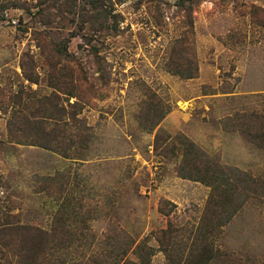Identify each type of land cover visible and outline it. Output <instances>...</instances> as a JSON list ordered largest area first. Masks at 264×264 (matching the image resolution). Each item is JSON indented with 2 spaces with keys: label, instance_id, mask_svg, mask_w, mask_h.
I'll return each mask as SVG.
<instances>
[{
  "label": "rangeland",
  "instance_id": "obj_1",
  "mask_svg": "<svg viewBox=\"0 0 264 264\" xmlns=\"http://www.w3.org/2000/svg\"><path fill=\"white\" fill-rule=\"evenodd\" d=\"M114 1L117 32L94 33L63 7L44 25L36 1L0 0V221L44 232L33 264H176L193 248L208 249L203 264H264V0ZM42 41H68L92 85L85 161L7 143L11 96L52 92L19 68ZM146 107L159 113L145 120ZM191 144L218 195L181 178ZM14 254L0 246V264Z\"/></svg>",
  "mask_w": 264,
  "mask_h": 264
},
{
  "label": "trees",
  "instance_id": "obj_2",
  "mask_svg": "<svg viewBox=\"0 0 264 264\" xmlns=\"http://www.w3.org/2000/svg\"><path fill=\"white\" fill-rule=\"evenodd\" d=\"M33 1H36L34 8L37 9L34 16L44 25L49 24L51 17L55 15L51 11L59 10L62 7L65 13L73 16L77 28L81 29L87 24L94 33L112 30L117 32V25L122 21V16L116 12L117 3L114 0ZM186 1L188 0H179V6H184ZM12 6L20 7L18 4ZM59 12L60 14L64 13L62 9ZM34 34L39 36L36 32ZM38 39L39 37L36 38V40ZM87 44L89 45L90 42L87 41ZM37 47L39 49L37 59L31 56L23 57L19 61L22 78L31 85H38V71L41 70L47 74L48 87L52 92L31 101L26 100L21 94L22 92L11 96L13 108L11 117L6 124L7 143L39 148L68 160L85 161L88 155L85 154L88 150L87 144L92 136L90 129L81 124L82 121L78 119V115L83 104L87 102V98L84 97V95L86 96L85 92L92 91V85L88 84L85 77L81 78L82 80L77 78L84 75V72L80 63L68 52V41H42L37 43ZM93 54H95L94 51ZM192 78L194 77L189 76L184 79ZM71 100H73L72 103ZM143 110L145 120L151 114L159 113L158 110L153 112L151 107H146ZM163 118H165L164 114L161 113L157 122L150 125L148 130L153 132ZM261 132L257 138L264 140V131ZM161 136L160 133H157L156 144ZM155 147L158 148V146ZM192 147L193 144L189 146L188 153L183 154L180 167L181 178L207 184L218 195L221 190L219 174H215L208 167L206 170L203 168L201 170L197 166L198 164L196 165V158L189 160L188 155L194 149ZM195 153L197 156L198 152ZM45 189L46 187L41 186L37 193H45ZM159 211L164 214L162 209ZM7 217L0 221V246L7 248L10 252H14L15 249L14 256L17 257L15 264H33L35 253H41L40 247L45 245L47 237L38 228L29 229L24 226L12 225L9 216ZM55 226L57 225L55 224ZM39 233H43L42 236ZM54 244H57V241ZM189 251L185 258L181 255L177 260L173 259V262L176 264H203L210 259L206 248L199 250L193 248ZM146 259L148 258L144 257V260ZM119 262L122 261L119 260ZM126 263L123 261L121 264ZM142 264H147V262L143 261Z\"/></svg>",
  "mask_w": 264,
  "mask_h": 264
}]
</instances>
